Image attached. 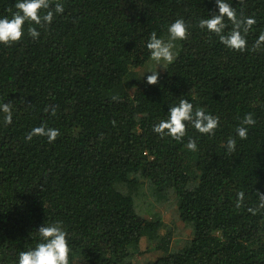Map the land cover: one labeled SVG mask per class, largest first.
<instances>
[{
	"label": "trees",
	"instance_id": "obj_1",
	"mask_svg": "<svg viewBox=\"0 0 264 264\" xmlns=\"http://www.w3.org/2000/svg\"><path fill=\"white\" fill-rule=\"evenodd\" d=\"M64 3L51 25L38 26L39 38L0 44V102L13 106L11 124L0 113V264H15L35 246L38 228L56 220L68 232L69 264H264V49L252 48L264 31V0H231L238 14L257 19L244 52L197 26L217 11L214 0ZM14 4L0 0V16ZM181 17L188 35L149 85L147 38L166 36ZM180 98L219 116L214 136L190 126L180 142L153 132ZM247 113L256 124L228 152ZM42 123L60 130L55 142L27 141ZM189 138L197 151L185 147ZM145 181L174 192L190 230L178 248L170 231L160 234L159 216L135 210ZM150 251L154 258L132 262Z\"/></svg>",
	"mask_w": 264,
	"mask_h": 264
},
{
	"label": "clouds",
	"instance_id": "obj_2",
	"mask_svg": "<svg viewBox=\"0 0 264 264\" xmlns=\"http://www.w3.org/2000/svg\"><path fill=\"white\" fill-rule=\"evenodd\" d=\"M217 11L201 17L197 26L209 34L218 37L219 42L231 51L244 52L248 49L247 36L253 26L257 24L255 15L247 16L243 12L238 14L232 6L231 0H214ZM14 12L10 16H0V44L10 46L21 41L28 35L33 40L39 38L38 26L51 25L55 17L65 11L64 0H15ZM230 22L231 28L225 29ZM190 25L181 18L175 19L167 25L166 36H158L152 31L145 43L149 58L158 67L164 68L174 63L177 57L176 43L186 39ZM252 48L264 49V31L255 38ZM146 82L156 84L159 77L158 70L149 71ZM148 73V72H147ZM0 113L4 114V123L11 124L13 120V106L11 103L0 102ZM256 124L252 113L243 116L235 127V133L227 139V151L236 148L237 140H245L249 130ZM191 127L201 135L214 136L220 126V118L204 107H194L193 103L180 98L173 103L164 118H159L153 124V132L161 138L169 137L177 142L182 141L187 135L186 129ZM60 135V130L48 127L46 124L31 128L25 139L31 141L33 137H46L49 143L55 142ZM187 150L197 151V142L189 138L185 144ZM244 199V192L237 193V207ZM248 211H254L248 209ZM37 241L34 247L27 251L21 250L17 254L15 264H69L70 246L68 232L62 221L44 222L36 231Z\"/></svg>",
	"mask_w": 264,
	"mask_h": 264
},
{
	"label": "rangeland",
	"instance_id": "obj_3",
	"mask_svg": "<svg viewBox=\"0 0 264 264\" xmlns=\"http://www.w3.org/2000/svg\"><path fill=\"white\" fill-rule=\"evenodd\" d=\"M151 68L147 67V71L162 70L154 64ZM144 73L145 70L143 69ZM142 182V181H140ZM139 182V186L136 187L137 191H134V206L138 214L144 217H160L163 227L160 229V234L165 233V231H170L172 233V247L178 248L184 243V241L190 236V230L184 226L183 222L180 221L177 213L176 206L174 202V192L171 190H165L162 193H157L153 186L145 181L143 183ZM117 188L123 192H127L128 189L125 186H117ZM133 191V190H132ZM143 248H146V244H142ZM155 257L151 251L145 253L137 258H133L132 262L142 263L147 259H152Z\"/></svg>",
	"mask_w": 264,
	"mask_h": 264
}]
</instances>
